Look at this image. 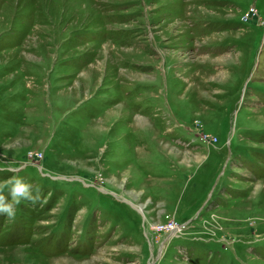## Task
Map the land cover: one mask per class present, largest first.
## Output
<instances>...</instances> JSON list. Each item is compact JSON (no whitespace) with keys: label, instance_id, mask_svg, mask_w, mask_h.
<instances>
[{"label":"rangeland","instance_id":"rangeland-1","mask_svg":"<svg viewBox=\"0 0 264 264\" xmlns=\"http://www.w3.org/2000/svg\"><path fill=\"white\" fill-rule=\"evenodd\" d=\"M0 264H264V0H0Z\"/></svg>","mask_w":264,"mask_h":264},{"label":"built area","instance_id":"built-area-1","mask_svg":"<svg viewBox=\"0 0 264 264\" xmlns=\"http://www.w3.org/2000/svg\"><path fill=\"white\" fill-rule=\"evenodd\" d=\"M172 229H174L173 227H171Z\"/></svg>","mask_w":264,"mask_h":264}]
</instances>
